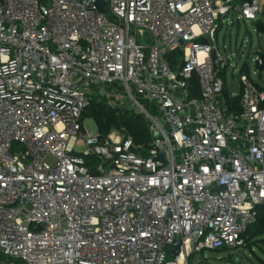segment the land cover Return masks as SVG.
I'll use <instances>...</instances> for the list:
<instances>
[{"label":"built area","instance_id":"built-area-1","mask_svg":"<svg viewBox=\"0 0 264 264\" xmlns=\"http://www.w3.org/2000/svg\"><path fill=\"white\" fill-rule=\"evenodd\" d=\"M263 11L264 0H0V264H189L244 246L264 205V83L242 74L239 108L227 103L219 31ZM93 99L143 114L150 146L101 137L91 118L92 131Z\"/></svg>","mask_w":264,"mask_h":264},{"label":"rangeland","instance_id":"rangeland-1","mask_svg":"<svg viewBox=\"0 0 264 264\" xmlns=\"http://www.w3.org/2000/svg\"><path fill=\"white\" fill-rule=\"evenodd\" d=\"M225 46L227 48L226 53L232 60V66L224 71L226 73V95L229 98L231 94L234 97L240 95V77L242 74L249 75L255 83H264V70L260 72L255 62L259 56L258 52H264V33L257 30L255 22L237 21L235 19L228 26L225 24L219 31V47L224 53ZM180 57V54H178L177 58L179 60ZM82 119L88 120L89 128L92 131L95 130L91 118L82 117ZM145 151L147 152L148 149ZM87 164L95 167L100 162L87 160ZM262 242L264 246V241ZM254 250L252 251L245 246L225 248L222 251L204 250L203 252L192 254L189 257V264H264V249L255 245ZM167 260H172L170 249L167 252Z\"/></svg>","mask_w":264,"mask_h":264},{"label":"trees","instance_id":"trees-1","mask_svg":"<svg viewBox=\"0 0 264 264\" xmlns=\"http://www.w3.org/2000/svg\"><path fill=\"white\" fill-rule=\"evenodd\" d=\"M42 1L44 2L45 0ZM263 19L264 11L262 13V18L255 23L257 30L261 33H264ZM260 56L264 62V54H260ZM220 76H222V74H220ZM194 83L196 84V81ZM195 89L197 91V85L195 86ZM226 99L228 104L237 109L239 108V96L231 99L226 95ZM83 118H92L95 121L101 137L108 136L112 130H118L124 136L132 137L135 144L138 146L140 145L144 148H148L152 142V134L149 130V124L145 116L141 113L128 111L123 114L118 109L109 106L104 102H99L98 99H93L85 109ZM87 160H92V162L99 161L97 156L88 157ZM242 237L244 239V246L249 247L252 251H255V245L264 249L262 242L264 241V205L258 208V217L256 221L248 227ZM222 250L223 249H219L216 251Z\"/></svg>","mask_w":264,"mask_h":264},{"label":"water","instance_id":"water-1","mask_svg":"<svg viewBox=\"0 0 264 264\" xmlns=\"http://www.w3.org/2000/svg\"><path fill=\"white\" fill-rule=\"evenodd\" d=\"M103 6H105V2L102 3ZM259 69L261 71L264 70V62H263V59L260 60V64H259ZM219 83H220V89H219V93H224L225 91V88H224V84H223V81L222 80H219ZM100 102V100H98ZM127 108H123L122 109V113L125 114L127 113ZM94 149L96 150L97 153L101 154V156L104 158L105 160V166H107L108 164L111 163V161L114 159V155L111 154L109 148H102L100 147L99 145H95L94 146ZM162 158V156H161ZM181 240L180 239H176L172 248H171V251H170V256L171 258H175L179 251H180V247H181Z\"/></svg>","mask_w":264,"mask_h":264}]
</instances>
